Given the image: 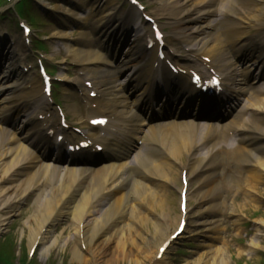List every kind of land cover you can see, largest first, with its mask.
Listing matches in <instances>:
<instances>
[{
    "label": "bare ground",
    "instance_id": "6f19581e",
    "mask_svg": "<svg viewBox=\"0 0 264 264\" xmlns=\"http://www.w3.org/2000/svg\"><path fill=\"white\" fill-rule=\"evenodd\" d=\"M155 1L158 7L149 13L150 17L156 21L164 16L167 23L175 27L173 33L188 44L187 52L192 57L201 55L209 58L208 67L215 69L227 84L226 94L233 95L231 85H237L240 94L245 92L243 85L247 81L246 74L264 59V31L247 35L248 33L241 30V24L244 21L257 22L263 14L258 15L256 8H243L246 0H219L220 7L217 9L210 8L211 0ZM56 2L54 5H46L45 8L51 9L52 13L61 14V21L68 26V31L76 24L81 26L82 31L77 33L76 41L89 43L88 47L64 44L68 54L82 66L81 76L69 82L75 83L78 91L83 93L86 90L84 81H90L91 88L87 92H96L92 101L96 106L89 110V115H92L89 117L106 116L107 125L113 126L111 129L108 127L102 136L89 129L84 130V133L92 142L101 140L109 155L119 159L115 163L101 160L95 166V163L89 165L95 157L92 158V153L88 152L87 156L77 159L76 162L62 158V154L58 153L59 156L54 160L51 158L48 162L45 161L44 157L49 156V149L55 147L47 130H56L57 136L61 128L55 123V114L51 111L50 104L38 96L39 91L36 90L32 75L28 71L19 73L18 61L20 56L23 58L24 53L19 55L13 48L7 53L6 67L1 65L0 60V69H4L0 74V230L6 224V219L23 212L20 208L26 203L28 195L32 194L33 203L29 211L31 220L27 234L29 247L41 242L52 226L65 221L70 234H60L62 239L59 242L71 248V257L79 261L108 254L111 245H115L121 249L118 256L131 259L134 264H167L166 256L174 243L170 240V235L176 230L182 212L175 216L176 221L172 228L167 225L168 211L165 212L163 207L170 184L174 185L180 195L183 184L181 182L177 186V174L180 181L181 175L185 173L188 181L187 199L190 198L191 182H195L196 192H202L200 195L210 201L204 219L208 226L218 221V202L226 188L232 186L231 183L228 186L222 185L217 176L219 168L222 169L223 164L228 163L225 157L230 152L246 168L243 182L240 183L238 178L234 184L236 189H245L244 197H248L249 190L264 180V98L253 96L249 92L251 101L239 111L240 114L249 111L248 118L243 117L237 122L233 119L214 127L216 131H223V134L230 128L236 132L227 139L234 141L228 150L227 145L219 141L207 144L203 153L196 152L195 149L204 147L208 140L207 132L214 125L206 126L198 135L200 127L197 122L190 119L179 123L171 119L173 122L169 123L163 135L158 134V129L151 131L150 141L155 142L158 147L148 149L143 156L137 155L136 160L131 163L125 154L128 147L126 137L119 133H124V129L115 127L130 115L139 118L138 114L131 112L134 104L144 106L152 101V88L156 84L152 65L154 57L157 56V44L154 43L152 48H148L146 38L153 39V34L148 36L137 33V16L141 13L135 7L123 19L124 14L116 17L113 0H104L101 5L98 4L100 0H93L95 12L89 11L86 15L78 12L79 6L74 0H69L67 8L58 5L61 0ZM215 11L220 15L218 20L222 19V40L212 30L215 21L210 20V15ZM91 15H95L97 19L90 21ZM228 16L230 19L225 20ZM83 29L86 32L89 29V36ZM128 32H132L128 50L119 60H114L116 55L110 48H119ZM52 36L63 39L64 33L54 32ZM91 37L95 38L99 47L105 48H95L96 42ZM82 38L84 41H80ZM102 50L108 58L102 54ZM169 58L173 62L177 60L172 54H169ZM243 59L244 62L239 61ZM238 61L242 64L250 61L251 64L242 67L237 64ZM130 65L136 76L131 78L129 84L137 90L131 100L126 93L127 86L118 81V76L130 69ZM165 82L169 84L170 80L166 78ZM263 89L261 86L256 92ZM174 94L177 96L179 92L175 91ZM67 111L74 114L73 105ZM178 111L182 112V109ZM12 116L21 118L22 123L14 132L5 126L10 124L9 118ZM12 126L14 124L9 127ZM76 136L78 135H73ZM76 138L78 143L81 136ZM70 142L75 143L73 140ZM249 145L253 147L252 150L246 147ZM63 146L65 145L55 147L56 151ZM217 146L225 149L217 153ZM99 159L101 158L97 155L95 161ZM63 160L66 161L65 165L59 166L58 162ZM218 161H221L222 166ZM156 206L162 208L159 221L153 218ZM188 212L189 207L186 205L184 217ZM210 213L215 214L211 216ZM185 230L186 227L183 232ZM148 233L153 241L151 244L145 239ZM164 243L167 246L158 257L159 248ZM126 247L139 249L142 259L138 261L130 250H125ZM251 247L257 248L254 240L251 241ZM218 252L222 254L220 264H227L223 250ZM211 259L213 257L209 255L197 264H210L213 261Z\"/></svg>",
    "mask_w": 264,
    "mask_h": 264
},
{
    "label": "rangeland",
    "instance_id": "374dc122",
    "mask_svg": "<svg viewBox=\"0 0 264 264\" xmlns=\"http://www.w3.org/2000/svg\"><path fill=\"white\" fill-rule=\"evenodd\" d=\"M15 1L16 0H11L10 5L6 6L0 13V38L2 40L0 42V47L2 46V42L7 39V41H10L9 45L7 43L10 49L6 46L5 53L11 52L13 48L21 50L24 53L19 63L22 66L32 65L30 71L36 78L39 88H41V82L35 67L38 58H41L44 64L52 69L51 74L53 78L63 77L73 79V77L78 74L80 66L74 62V57H72V55L67 54L64 44L67 43L71 46H77L75 39L77 33L82 31V28L76 25L73 26L74 28H72L71 31H68V26H65L61 21V14L52 13L49 8L43 9V6L56 4V0H40V6H38L34 0H29L28 6L35 13L32 14L34 16V19H31L32 25L30 23V17L24 15L22 19L31 27L30 43H27L24 40L19 26L20 21L17 19L13 10ZM100 1L103 2V0ZM115 1L117 4L116 8L120 9L117 15L120 16L125 11V1ZM143 1L145 5H149V11L154 10V8L158 6L153 0ZM218 1L214 2V7L216 6V8L220 7ZM68 2L69 0H61L58 5L67 8ZM74 3L79 6V13L88 14L90 10L91 12L95 11V5L92 0H74ZM243 8L249 10L253 8L258 9V15L263 14L259 21L264 22V0H246V3L243 4ZM229 19V16L226 17V20ZM257 26L260 25L255 22L244 21V23L241 24V30L243 33L252 34L258 30L259 27ZM172 30V26L165 27L167 33ZM54 32L64 33L68 38H54L52 36ZM145 32L149 35L150 28L145 27ZM173 40L174 39L170 38V42H168V51L172 50L178 54L179 49L176 46L172 47L171 41ZM179 41L181 42V40ZM122 48L124 49L125 45ZM26 51H28V53H25ZM181 60L187 62L185 59ZM197 60H202V58L199 57ZM3 64L5 65V63ZM19 71L21 72V70ZM62 82L63 85L56 83L54 94L57 98L60 97L62 100V102L57 101L60 107H70L72 103L74 104L78 99H75L74 88L69 85V82ZM70 88L72 90H70ZM69 93H72L73 97H71V95L69 97ZM84 97H86V94ZM74 110L76 114H70V117L74 120L80 119V112L75 105ZM18 125H20V123ZM9 130L13 131L15 129L10 128ZM182 159L184 160V157H182ZM239 171L245 173L246 170H240L239 165L229 168L227 174H232L230 177L231 181L234 179V175ZM176 176V184L178 186L180 185L179 174ZM195 186L196 183L191 182L186 232L181 237L174 240L166 256L167 264H197L209 255L213 257V259H211L213 261L210 260L212 264H220L222 254L219 252L217 253V251L221 249L223 253H225L227 264H264V180L258 182L254 189L249 190L250 194L248 197H244L245 189H236L233 184L230 192L222 194L223 197L219 201L222 203L221 206L224 203V209L220 211L217 217L218 221H214L210 226L206 225L203 219H205L211 203L206 200L205 196L200 195L202 192H196ZM32 203L33 195L29 194L26 203L20 208V211L22 210L23 212L6 219V224H4L0 230V251L2 253H11L9 259L13 264H20L24 257L30 260L29 264H134L131 262V259L120 258L118 254L121 253V249L115 245H111L108 249V254L95 255L94 257H90L91 259L87 257L90 261L87 258L88 261L86 259L84 261H79L78 259L72 258L71 248H67L59 242V239H62L59 237L60 234H62V236L70 234V229L67 228L65 221L52 226L51 231L44 239L34 246L32 255H29L31 247L28 245L27 234L29 231L28 223L31 220L29 218V211ZM156 208V212H153V218L159 221L162 208L158 206H156ZM163 209L165 212L168 211L167 225L173 228L176 221L175 216L178 215V191L173 184H170L167 188ZM230 209L233 211L231 212ZM147 227L151 229L150 225ZM145 239H148L149 244L153 242L150 239V233L145 235ZM252 240L257 243V248L255 249L251 247ZM125 250H130L133 257H136L138 261L142 259L139 249L126 247ZM84 252L86 254V251Z\"/></svg>",
    "mask_w": 264,
    "mask_h": 264
},
{
    "label": "trees",
    "instance_id": "16d2710c",
    "mask_svg": "<svg viewBox=\"0 0 264 264\" xmlns=\"http://www.w3.org/2000/svg\"><path fill=\"white\" fill-rule=\"evenodd\" d=\"M0 252H1V251H0ZM1 253H2V252H1ZM10 254H11V253H7V252H6V253H2V255H3V256H6L8 259L10 258V256H9ZM0 262H1V261H0ZM0 264H1V263H0Z\"/></svg>",
    "mask_w": 264,
    "mask_h": 264
}]
</instances>
